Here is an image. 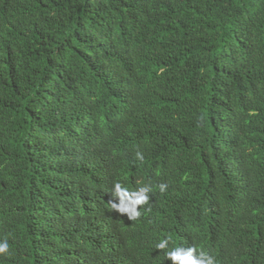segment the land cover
<instances>
[{
  "label": "trees",
  "instance_id": "trees-1",
  "mask_svg": "<svg viewBox=\"0 0 264 264\" xmlns=\"http://www.w3.org/2000/svg\"><path fill=\"white\" fill-rule=\"evenodd\" d=\"M163 239L264 264V0H0V264Z\"/></svg>",
  "mask_w": 264,
  "mask_h": 264
},
{
  "label": "clouds",
  "instance_id": "clouds-1",
  "mask_svg": "<svg viewBox=\"0 0 264 264\" xmlns=\"http://www.w3.org/2000/svg\"><path fill=\"white\" fill-rule=\"evenodd\" d=\"M136 157L139 160H143V155L140 152L136 153ZM166 188V184L159 185L161 192H164ZM150 191L151 188L147 185H138L135 190L130 191L117 182L114 184L111 194L113 197L118 198V203L111 202V207L120 214H126L129 219L135 220L141 215L139 206L148 203V193ZM136 237L135 235H130L131 240ZM185 244H179V247L174 248L169 246L168 239L161 240L156 244L157 253L159 251L160 253L152 261H150L147 252L136 244L130 245V252L138 264L145 261L148 264H220L213 255L202 251L192 244ZM8 249L9 245L6 240L0 242V254L7 253Z\"/></svg>",
  "mask_w": 264,
  "mask_h": 264
}]
</instances>
